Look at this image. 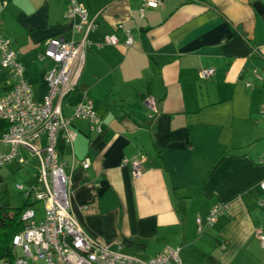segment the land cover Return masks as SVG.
<instances>
[{
	"label": "crops",
	"instance_id": "obj_1",
	"mask_svg": "<svg viewBox=\"0 0 264 264\" xmlns=\"http://www.w3.org/2000/svg\"><path fill=\"white\" fill-rule=\"evenodd\" d=\"M76 1L95 28L63 115L84 92L101 120L99 134L72 120V143L58 147L76 164L69 201L77 223L143 261L170 246L180 264H264L255 237L264 231V0H163L142 17V0ZM68 2L0 0V35L12 40L38 100L46 85L35 54L46 39L71 38ZM107 35L116 45L98 48ZM201 68L212 77L200 79ZM6 89L0 66V96ZM138 153L143 173L132 177L122 160ZM216 203L228 210L199 235L195 217Z\"/></svg>",
	"mask_w": 264,
	"mask_h": 264
},
{
	"label": "built area",
	"instance_id": "obj_2",
	"mask_svg": "<svg viewBox=\"0 0 264 264\" xmlns=\"http://www.w3.org/2000/svg\"><path fill=\"white\" fill-rule=\"evenodd\" d=\"M162 3L163 0H142L139 16H143L145 8H156ZM65 18L71 23V38L46 39L35 54L37 60L47 61L49 65L44 74L46 92L41 100L34 98L24 67L17 62L16 52L11 47L12 40L0 35V66L5 70L7 81L6 93L0 96V124L4 126L0 144L9 147L7 153L0 154V167L15 159L24 163V158L18 156L21 152L36 158L38 166L34 184L28 188L16 185L29 205L20 216L22 229L12 238L10 257L0 258V264H180L178 247L165 246L147 261L112 250L89 237L70 210V172L76 164L68 165L59 156V144L72 143L75 137L70 129L72 120L87 121L90 130L97 134L101 133V120L84 92L72 105L70 115H63L65 97L75 88L84 50L91 44L88 34L95 28V19L76 0H69ZM125 34V45L129 46L132 41L129 33ZM116 43L115 36L107 35L96 46ZM213 73V68L198 71L202 80L211 78ZM155 104L151 97L144 101L148 117L156 113ZM43 136L44 142L41 141ZM143 160L144 155L138 153L124 158L122 163L128 164L132 177H139L143 173ZM79 165L87 169L89 164L82 161ZM260 186L264 190V183ZM35 201H42L44 205L43 218L38 222L31 208ZM227 210V204L216 203L204 219L197 215V233L203 234ZM255 237L264 247V231L257 230ZM17 249L21 255L17 254Z\"/></svg>",
	"mask_w": 264,
	"mask_h": 264
},
{
	"label": "rangeland",
	"instance_id": "obj_3",
	"mask_svg": "<svg viewBox=\"0 0 264 264\" xmlns=\"http://www.w3.org/2000/svg\"><path fill=\"white\" fill-rule=\"evenodd\" d=\"M35 65L37 69H40L39 72H42L43 75L46 73L47 66L45 62L36 61ZM42 74H38L39 78H41ZM33 86L34 89L38 91L34 83ZM7 152L8 149H4V147L0 145V154H5ZM18 156L24 158V163H19L15 159L0 167V201L2 200L0 203L5 202L9 207H18L26 199L24 194L16 188V185L18 184L22 185L24 188H28L34 184L36 180L35 172L38 168L36 158L24 152L18 153ZM31 208L35 212V221H40L43 218L44 212L43 202L35 201L31 204ZM17 254L21 255L20 249H17Z\"/></svg>",
	"mask_w": 264,
	"mask_h": 264
},
{
	"label": "trees",
	"instance_id": "obj_4",
	"mask_svg": "<svg viewBox=\"0 0 264 264\" xmlns=\"http://www.w3.org/2000/svg\"><path fill=\"white\" fill-rule=\"evenodd\" d=\"M77 3L81 4L79 2ZM89 34H88V39H89ZM75 91L76 90L74 88L70 93H68L67 96L65 97V100L67 101L68 98H70L73 94H75ZM1 126H0V132H2L4 127L3 125ZM28 205L29 203H27L26 200L23 201V203L18 207H9L5 202L0 203V258L10 257L12 238L15 235H17L22 229V222L20 216L23 210Z\"/></svg>",
	"mask_w": 264,
	"mask_h": 264
}]
</instances>
